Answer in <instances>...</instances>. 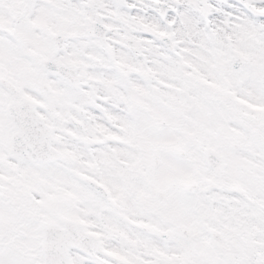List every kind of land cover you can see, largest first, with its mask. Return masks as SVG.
<instances>
[{
  "label": "snow or ice",
  "instance_id": "1",
  "mask_svg": "<svg viewBox=\"0 0 264 264\" xmlns=\"http://www.w3.org/2000/svg\"><path fill=\"white\" fill-rule=\"evenodd\" d=\"M0 264H264V0H0Z\"/></svg>",
  "mask_w": 264,
  "mask_h": 264
}]
</instances>
